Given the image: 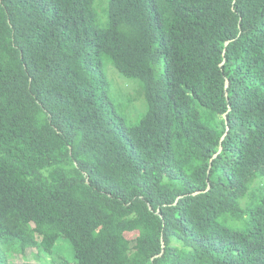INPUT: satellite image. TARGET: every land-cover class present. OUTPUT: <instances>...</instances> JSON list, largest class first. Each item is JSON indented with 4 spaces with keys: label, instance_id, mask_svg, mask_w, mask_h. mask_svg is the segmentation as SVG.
I'll use <instances>...</instances> for the list:
<instances>
[{
    "label": "trees",
    "instance_id": "trees-1",
    "mask_svg": "<svg viewBox=\"0 0 264 264\" xmlns=\"http://www.w3.org/2000/svg\"><path fill=\"white\" fill-rule=\"evenodd\" d=\"M106 5L0 0V264H264V0Z\"/></svg>",
    "mask_w": 264,
    "mask_h": 264
},
{
    "label": "rangeland",
    "instance_id": "rangeland-1",
    "mask_svg": "<svg viewBox=\"0 0 264 264\" xmlns=\"http://www.w3.org/2000/svg\"><path fill=\"white\" fill-rule=\"evenodd\" d=\"M107 1L108 0H99L100 9L102 8L104 11L105 7L107 9ZM99 12V23L102 26H105L107 23V12L104 11L103 14ZM106 63V72L110 83V93L111 97L115 103L118 113L123 116L129 124H137L140 122L142 117L147 112V100L145 96V90L143 84L139 79L128 78L121 74L110 61L105 60ZM162 67H157V74L160 75L162 72ZM251 195L250 193L242 199L241 203H247L250 201ZM243 213L240 212L236 214L228 213L225 215H221L219 217V222L225 226L231 228H237L244 230L245 222L242 219ZM54 253L62 254L65 258L69 260H73L74 252L72 246L69 242L63 238L59 239ZM26 257L29 261L35 263L41 261V257H43L44 262L51 261V255L43 254L40 255L36 249H29L26 253ZM10 260L12 261H23L22 256L18 255H10Z\"/></svg>",
    "mask_w": 264,
    "mask_h": 264
}]
</instances>
